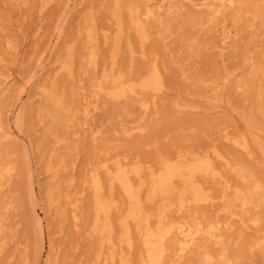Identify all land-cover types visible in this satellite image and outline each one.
I'll return each instance as SVG.
<instances>
[{"label": "rangeland", "instance_id": "374dc122", "mask_svg": "<svg viewBox=\"0 0 264 264\" xmlns=\"http://www.w3.org/2000/svg\"><path fill=\"white\" fill-rule=\"evenodd\" d=\"M116 4L117 0H0V165L12 168L4 176L0 172V264H34V210L52 233L54 264H111L112 251L116 263L123 257L137 264L142 253L137 235L133 233L136 241L129 247L120 243L117 230L128 201L102 165L107 163L111 172L117 160L141 166V179L134 177V182L144 181L146 200L150 174L165 160L213 150L224 160H215L222 177L201 181L211 202L178 211L176 195L169 203L146 206L153 213L163 211L170 221L201 224L205 230L217 227L220 242L205 237L200 248L178 261L171 238L166 261L264 264V247L258 246L264 243V158L254 148L257 143L250 142L253 154L248 156L233 142L252 129L253 137L264 144V0H235L232 7L217 3L213 21L195 28L188 20L210 11L193 7L191 0H120L125 28L118 52ZM135 5L148 6L153 13L149 19L142 17L149 35L143 45L127 21L126 8ZM88 29L95 31L91 45ZM188 36L196 50H190ZM92 50L97 52L95 65L89 63ZM68 63L72 76L63 70ZM154 65L165 83L157 97L138 92L120 101L109 98L112 79L104 82V73L137 82ZM200 78L206 79L205 87L197 83ZM231 79H241L249 91L237 90ZM43 90L64 97L60 114L55 115ZM95 174L103 182V197L113 202L115 245L104 241L101 249V239L91 232ZM31 184L37 188L35 200ZM255 184L260 188L252 193ZM249 192L255 202L243 206ZM50 193L56 202L48 206ZM48 244L47 240L42 264ZM99 249L102 255L96 260Z\"/></svg>", "mask_w": 264, "mask_h": 264}, {"label": "bare ground", "instance_id": "6f19581e", "mask_svg": "<svg viewBox=\"0 0 264 264\" xmlns=\"http://www.w3.org/2000/svg\"><path fill=\"white\" fill-rule=\"evenodd\" d=\"M14 1L16 2L18 0H14ZM119 1L120 0H117V4L115 6V10L113 13V17L116 19V24L118 26V35L115 40V45H116L115 48L117 52L119 50L120 42L123 37L124 28H125V22H123V9L121 8L122 6L120 7V5H118ZM140 1L144 3L150 2V0H140ZM196 1L197 0H191L193 7H197V8L203 7V8L208 9V12L210 11L211 13L209 12V14H207L205 17L204 16L203 17L193 16L192 18H190V20H188V24L189 26H192L194 28L198 25L203 24L204 22L208 20H212L211 14L212 13L215 14L216 12H219V10L214 9L217 3H219L218 7H221L224 5L227 6V4H225L226 2H228L231 5V7L234 6L235 4V0H198L199 3H195ZM45 2L47 3L48 1H45ZM126 13L128 15L127 21L129 23L128 24L129 27L136 31V34H137V37L140 43L142 45L145 44L147 40L149 39V35L147 33L148 28L143 23L142 17L149 19L153 15L152 11L150 10L148 6H145L143 8L141 7V5H135V6L127 7ZM63 32H64V28H61V34ZM95 41L96 39H95L94 29H88L87 44L91 45ZM185 41L190 43L191 51L196 50L197 48L195 46L196 43L193 41L189 42L190 41L189 36L185 38ZM71 56H72V52H68V58L70 60L72 59ZM89 59H90L89 63L93 65L96 64V60H97L96 50H92L90 52ZM247 63H248V58L245 59V64ZM68 64H65L63 66V70L66 71V73H68L69 76H72L73 74L72 64H69V65ZM250 74L251 73H248V75ZM109 79H112V87H111V90L107 93V95L109 96V98L113 99L114 101L123 100L125 98H128L129 96L137 94L138 92H151L154 94L155 97H157L159 93L163 92L165 88L164 77L160 69L157 67V65H154L150 70H148L144 75H142L139 81L137 82L136 81H129V82L126 81L125 82V79L122 75L114 77L112 74L104 73L102 80L104 82H107ZM232 81L235 82L237 90L249 89L248 88L249 86H245V83H243L241 79L240 80L231 79V82ZM206 82H207L206 79L204 80L203 78H200L197 80V83L200 84V86H204V87L207 85ZM98 91L100 92L103 91L102 85L98 87ZM42 94H44L46 101L49 102L52 105V107L55 109V115L60 114V111L63 109L64 103H65L64 97L58 94L55 90H51V91L43 90ZM89 106H90L89 104L86 105L85 110L87 111V113L91 112V110L89 109ZM142 108L147 110L149 106L147 103H144L142 104ZM46 112L50 113V111H46ZM51 115L54 116V113L53 114L51 113ZM21 117L19 116L17 124L22 123ZM250 128H251V125H250ZM253 135H254V132L251 129V132H248L242 135V137H239L233 140V142L236 146L240 147L242 151L248 154V156L253 154L252 153L253 149H252L250 142L257 143V146H254V148L257 147L261 151L262 156L264 158V144L258 143V141L255 139V137H253ZM226 139L229 140L228 137ZM118 152L119 151H117V153ZM217 159L224 160L222 156L220 155V153L217 152V150H213L212 152L207 151L204 153L195 152L191 154H181V155H178L176 158L165 160L162 163L159 170L157 171L152 170L150 174V182L147 186L146 200H143V192L145 191L144 187L146 186L144 181L140 180L137 184L134 182V177L141 179V174H142L141 166L140 167L137 165L129 166L127 163H122L121 161L117 160L115 162V168H116L115 172H111L112 171L111 169L113 168H110V166L107 163H104L102 165V167L110 175L111 184L113 185L116 184L121 190L124 197L128 201L127 209L125 213L123 214V216L118 221V226H117L118 229L117 228L116 229L119 232V235H120L119 241L121 244H126L129 247H132L133 242L136 241V238H138V241H140L139 243H141L142 245V253H141L140 259L137 264H179V262L175 263V262L166 261L167 254H169L168 253L169 248L167 246V242L171 238H175V241H176L175 247H177V250L173 249L170 246L169 247L170 249H173L178 252L176 256L178 258V261H180L183 257H185V254L187 255L190 252L192 253V251H194L195 249L200 248V245H199L200 241L201 239L205 237L207 238L209 237L208 239L215 240L216 243L220 242L219 235L217 232L218 230L217 227H210L209 229L205 230V228L201 224H191L188 221H178V222L170 221L168 219L169 217H167V215L163 211L153 213L149 211L146 206V203H155L156 201H160L162 203H169L172 197L174 198V196L176 195L179 197L178 207L179 209H181L178 211H182L187 206L188 207L198 206L202 203L211 202V198L204 194V189H203V185L201 181L205 178L216 179V178L222 177L219 174V171L216 169L215 160ZM11 170L12 168L10 164L0 165V172L2 176L11 172ZM50 170H52L51 167H49V171ZM236 172L239 178L245 179V174L243 171L237 170ZM1 188L2 186L0 184V190ZM91 188L93 191V205H94V211H95V218L92 223L91 232L95 236L99 237V239H101L100 240L101 245L99 244L100 245L99 248L101 249L104 241L112 245L114 244L113 242L114 226H113L112 221L110 220V214H111L113 202L106 201L105 198L103 197V192H104L103 182L101 178L99 177V175L95 174L92 177ZM259 188L260 186L258 184L253 185V189L251 188L252 193L259 190ZM36 189L37 188L33 187L32 184L30 185V194L33 200H35L37 197ZM252 193L249 192L248 196L243 198L245 200L243 203V206H246L249 203L251 204V201L254 195ZM55 202L56 201H55L54 194L50 193L48 196V200H47L48 206H51ZM253 202H255L254 199H253ZM168 207H171V204H169ZM33 214H34V218L37 223V226H38V235L36 237V243H35V247H34V251L32 255L33 257L32 260L34 264H42V256H43V253L45 252L46 243L48 240L49 250H48L47 258L44 264H54L55 263L54 262L55 252H54V248L52 247V243H51L52 233L50 235V232L46 229L44 225L43 217H41V213H39L37 210H34ZM102 216L105 217V221H101ZM256 222L257 221H254V223ZM133 233L137 235V237L135 235L136 238H133L134 237ZM262 240L264 241V238H262ZM259 245L264 247V243H258V246ZM100 249L97 254L96 260H99L102 255V252L100 251ZM0 253H1V250H0ZM115 257H116V252L112 251L111 256H110L111 264H131L129 261H127L123 257H120L119 262L116 263ZM207 261L208 260H206V262Z\"/></svg>", "mask_w": 264, "mask_h": 264}]
</instances>
